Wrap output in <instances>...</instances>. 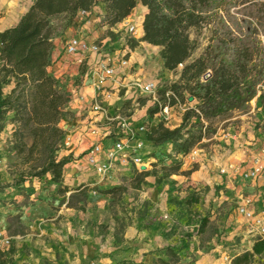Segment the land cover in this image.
Wrapping results in <instances>:
<instances>
[{"label":"rangeland","instance_id":"374dc122","mask_svg":"<svg viewBox=\"0 0 264 264\" xmlns=\"http://www.w3.org/2000/svg\"><path fill=\"white\" fill-rule=\"evenodd\" d=\"M31 1L33 0H0L1 28L12 26L18 19L19 13L28 8ZM242 7L236 8V11ZM236 11L231 10L230 15L241 19L242 16L237 14ZM139 16H141V13H134L130 22L133 24L139 23ZM258 21H253V28L254 32L257 33L258 40L263 45L264 38L260 33L262 29H259L261 22L259 23ZM49 26L52 40L50 59L62 58L64 41L80 26L89 35L91 32H98V41H102L104 38L111 39L108 34V28L103 23V5L101 4L91 10L88 23L77 25L73 19L56 17L49 20ZM187 34L192 48L185 64L197 59L211 43L213 36L212 25H204L199 29H189ZM114 35H117L118 38V41L115 43L117 45L116 50H124L126 56L129 55L127 53L128 49H130L129 41L137 42L139 40V38H133L127 34L124 28H121V31ZM138 46H140V43ZM141 50L142 53L150 57L151 60L149 62L154 65L152 70L145 66L144 71L148 68L145 73L152 75L151 79L157 83L158 96L161 97L163 92L167 91L178 80L181 69L176 68L171 72L161 70L159 65L160 48H152L143 44L141 45ZM1 66L2 63L0 62V68ZM260 66H257L254 72L261 75V79L260 77L254 78V81H258L256 86L257 93L251 101L246 103L240 110L229 112L225 117L215 118L211 122L202 121L204 127L210 125V131L208 136L192 149L197 150L193 160L188 161V159H184L186 156L174 158L173 146L163 145L156 147L155 150L147 151V155L153 158V161L148 165L150 167L149 171H152L153 163H156L157 177L161 176L160 167L163 165L168 166L171 162H180L181 167L187 164L185 167H188L189 170L195 165L198 166L200 162L207 165L210 163V156L214 151L219 154L221 153V149L226 150L229 148L225 146L224 140L234 135L237 137L235 139V150H237V147H246L249 145L247 143H250V151L246 152V155H248L246 163H239L240 166L244 165V169H249L252 165V159L256 156L260 157L264 163V151L260 154L261 149L264 148V72L259 73ZM207 73L210 74V72ZM14 87L15 84L11 80V82H8L2 88V92L4 94L8 93ZM57 89L61 93L65 91L63 87H58V85ZM19 92L22 93V98L18 102L13 103V107L16 110H7L6 108L0 110V232H3L4 236L10 239L8 246H3L0 243V264L35 263V258L31 256V250L25 245L24 240L19 238L23 237L27 231L24 222L41 223V220L51 219L55 215V211L63 208L71 210L73 218L77 217V212H80L87 218L83 222V233L91 235L92 231H94L93 228L97 227L99 229L98 232L102 233L104 237L112 238L110 243H113L114 246L118 241V233L122 229L121 224L120 229L117 230L116 228L118 219H122V213L124 211L131 212V215L139 218L149 210L146 204L149 202L148 200L143 203L138 202L139 200L147 199V196L143 197L140 194L141 187L139 189L132 188V179L135 177L134 173L136 170L131 167L132 169H130L129 174H124L122 180L119 182L113 179L110 180L109 178L99 183L96 180L98 179L97 176L91 177L89 173L85 182L73 186L65 185L62 177L59 181L55 182L50 173H42V164L46 157L44 153H41L40 156L35 154L32 157H28L27 155V149L31 144V135L29 128L24 125V119L28 112L27 98L31 92V86L28 83L16 86L14 97ZM184 96L187 97V94H184ZM181 104L189 108L197 106L195 100L190 102L187 100L186 103ZM151 108L153 107L151 106ZM176 112V117L182 118L183 113L180 111ZM62 113L63 116L58 126L65 129L64 127L67 125V122L72 120L73 114L65 109V107ZM147 115L146 111L145 116ZM142 119L143 117H141ZM258 141L260 143L255 147ZM60 144L61 142L55 145L52 156L57 161L62 159L69 162V158H62L63 150L60 148ZM253 147H255L257 152L255 149L252 150ZM230 151L232 153V148ZM83 169L87 170L88 168L83 167ZM221 169L225 168L221 166L215 171L218 172L219 177H226V174H220ZM241 173L240 176L238 175L237 179L239 180H236V183H240L241 187H243L246 183L242 184V182L249 180L243 179ZM179 176L181 175H172L153 187L154 192H152L153 196L155 195V200L161 201L167 207L166 211L160 216L161 218H159L161 219L159 221L162 222V230L165 231L168 237L169 245L167 247L179 249L176 250L177 259L167 257L164 252L162 254L157 253L158 255H162L158 258H162L168 264H195L199 256L198 253L193 250L188 251V248L191 246L188 243L190 241L188 239L186 241L187 247L183 248L182 246L184 245L181 243V238L184 239L192 230L194 232V228L197 227L201 218L209 217L212 219L210 221L211 225L208 226L200 238L194 241V243H198L197 247L201 252H206L207 249L212 248L211 239L213 237L220 239L221 236L231 239L230 244H228L230 246V248L228 247L230 250V254H228L229 259L233 254L235 255L245 250L248 240H244V237L245 232L250 230V224L241 221L240 217L236 215L237 206L235 202L237 201L231 197L233 196L234 189L223 190L220 188L221 184H219V181L221 180L215 176L213 177L214 179L212 178L214 185L209 184V186L202 184V182H199L197 185L186 184L181 181V177ZM258 189L261 190L262 187ZM191 195L193 197L196 196L199 203L192 204L189 208L176 207L172 203V200H185ZM135 202H137L138 206H143V210L138 208V206L128 208L130 203ZM236 220L238 221L237 223ZM224 221H226L225 225ZM44 222L49 223V221ZM64 231L66 230L64 229ZM32 232L37 233L35 230ZM250 235L252 234H248V236ZM218 239L215 241L216 244L223 241ZM248 239L252 242L257 240L258 237L253 236ZM101 243L104 244V240L101 239ZM192 247L197 248L193 245ZM35 257L36 259L38 258L37 255ZM251 264H264V255L260 258L256 257Z\"/></svg>","mask_w":264,"mask_h":264},{"label":"trees","instance_id":"16d2710c","mask_svg":"<svg viewBox=\"0 0 264 264\" xmlns=\"http://www.w3.org/2000/svg\"><path fill=\"white\" fill-rule=\"evenodd\" d=\"M99 4L103 5V23L107 28L127 19L138 4L145 7L142 34L137 42L129 41V48L132 50L139 43L160 48L163 69L169 72L182 65L178 80L168 90L181 103H186L189 97L195 100L197 106L194 109L198 113L188 109L179 126L169 129L160 122L150 125L145 134V140L153 148L172 145L174 158L186 156L208 136L210 125L204 127L202 121L225 117L251 101L257 93L258 81L254 78L261 79V75L254 73L257 66L261 65L260 74L264 72V44L258 40L253 28V21L259 20L264 38L263 0H34L15 26L0 31V110H16L13 103L22 98L21 92L14 97L16 86L25 83L31 86L24 119L31 135L27 155L44 153L42 173H50L55 182L61 179L62 168L67 163L62 159L55 160L52 152L63 138L58 123L69 98L58 91L56 81L48 72L52 48L49 20L56 17L73 19L77 11L91 12ZM240 6L243 7L236 11ZM231 10L241 15V19L230 15ZM210 24L213 29L211 43L197 59L185 64L192 48L187 31ZM108 34L115 40L116 35ZM207 72L210 76L203 81ZM11 80L15 87L4 94L2 88ZM157 111L156 107L149 108V119ZM155 168L156 163H153L152 171L137 172L132 179V188L139 189L149 175L159 184L172 175L188 177L197 170L195 165L188 171H180L181 163L171 162L160 167L161 176L157 177ZM172 203L176 207L189 208L199 200L191 195L185 200H172ZM207 224L208 218H201L194 234H202ZM176 250L179 249L167 247L164 253L177 259ZM263 255L264 241L258 239L252 244L251 252L236 256L231 264H251ZM157 264L168 262L159 260Z\"/></svg>","mask_w":264,"mask_h":264},{"label":"crops","instance_id":"0c3cea01","mask_svg":"<svg viewBox=\"0 0 264 264\" xmlns=\"http://www.w3.org/2000/svg\"><path fill=\"white\" fill-rule=\"evenodd\" d=\"M33 1L30 2L28 8L33 3ZM28 8L24 9L22 12L19 13L18 19L12 26H5L2 28L0 26V31L15 26L20 17L27 11ZM137 12L141 13V16H139V18H141L140 21L142 22L143 16L146 13V8L138 4L135 9L132 10L129 17L123 20L122 23L116 24L115 27L120 28L122 24L129 23L134 13ZM82 29L84 28L82 27ZM83 33L86 35L89 41L97 40L98 32H91L89 35L83 30ZM112 41L113 47L111 49L118 53V50H116L117 45H115L116 41H118L117 35L115 40ZM143 44L145 43H140V46H137L132 50L128 49L127 51V53L129 54L127 55V58L130 59L131 63L130 72L132 73V76H140L143 81H153L151 79L152 75L145 73L148 68L152 70V68H154V65L149 62L151 60L150 57L142 53L141 45ZM121 52L124 53V50H121ZM64 59L67 58L63 54L61 59L51 60L57 61L56 64L60 66L63 65ZM159 65L161 70L166 71L165 69H163L162 60L160 58ZM145 66L148 67L146 68V71H144ZM122 105L124 109L128 106L126 102H123L121 100H112V109L116 110ZM85 106H87V102L83 103L82 105L73 103L69 106V108H66L73 114L72 120L67 122L66 127L69 131L72 132L73 139L75 141V145L73 146V148H71L70 150H63V154L61 155L63 156L62 158H69V162L67 161L61 171V176L64 179L65 185L67 186H73L75 184L85 182L86 178H88V173L91 175V177H96L92 170L87 167L84 160V151L89 145L91 139L90 136L87 134L88 127L86 126L87 123L83 112V108ZM143 116L144 112L142 110L137 111L133 117L135 121L134 125L142 121L141 117ZM180 122V118L178 119L177 117H175L171 121L169 128L173 129L179 126ZM99 126H101L100 128H103L105 125L101 124ZM235 139H237V137H235L234 135L232 137L229 136L227 140H224L225 146L229 148L226 149L225 147L226 150L221 149V153L219 154L214 151L213 154L210 156L211 161L209 164L205 165L200 162L197 166V170L193 172L190 176L179 177H181V181L185 182L186 184L197 185L199 182H202V184H206L207 186H209V184L214 185V176L220 178V188H222L223 190H228L231 188L234 189V192L232 193L233 196L231 197L232 199L237 201L235 202L236 206L239 205L240 199L244 197L254 201L252 209L255 211V213H257V211H260L264 208V202L260 200V192L262 189H264V171L261 173L259 178L254 181H243L242 184L246 183L243 187H241L240 183H236V180H239L237 178L240 176V173L246 171V169L243 168L244 165L240 166L239 163H246V159L248 158L246 152L250 151V143H247L249 144L248 146L243 147L244 150L241 147H237V150H235ZM104 143L105 146L108 145L107 141H104ZM259 143V141L256 142L255 147H257ZM255 147H253L252 150L255 149ZM231 148L232 153L230 151ZM151 150H155V148L148 145L143 151V160L146 166H144V170L142 171H149L150 169L148 165L153 161V158L147 155V151ZM262 151H264V148L261 149L260 154L262 153ZM184 159H186V157H184ZM185 166H187V164H184L181 167L180 171H188V167ZM221 166L225 169L229 168L226 171V177H219L218 172L215 171ZM83 167H87L88 169L85 170L83 169ZM230 167H235L237 171L232 172ZM130 169H132L131 166L116 167L110 174L109 178L110 180L113 179L116 180V182H119L122 180V176L124 174H129ZM136 173L137 171L134 173V175H136ZM96 180L97 182L102 183V180ZM155 186V177L149 175L144 179V184L140 186V194L143 197L147 196V199H142L138 202L143 203L144 201L148 200L149 202H147L146 204L147 209L149 210H147V212L139 218H136L134 215H131V212L124 211L122 213V219L119 218L118 223H116L117 230L120 229V224L122 229L121 232L118 233V241L117 243H115L114 246L113 243H110L112 238L104 237L102 233L98 232L99 229L97 227L93 228L94 231H92L91 235L83 233V222H85L87 218L83 216L80 212H77V217L73 218L71 210L63 208L59 209L58 211H55V215H53L51 219L41 220V223H28V221H25L24 224L26 226L27 231L25 232L23 237L19 238L23 239L25 245H27V247L31 250V256L35 258V263L32 264H157L159 260H163L162 258H158L162 256L158 254H162L164 252L163 249L167 248V246L169 245V241L167 240L168 237L166 236L165 231L162 230V222L159 221L161 220L159 219L161 218L160 216L164 211H166L167 207L164 206L161 201L155 200V195L153 196V187ZM259 187H262V189L259 190ZM132 206H138L137 202L130 203L128 205V208H132ZM138 208H141L143 210V206H138ZM239 219L243 221V219ZM75 220L77 221L75 222ZM211 220V217H209L208 224L205 227L204 232L208 228V226L211 225ZM44 221H49V223H52L49 224ZM237 222L238 221L236 220V223ZM225 224L226 221H224V225ZM64 229L66 231H64ZM33 230H35L37 233H33ZM203 233L195 235L192 230L190 233L191 236L189 238H181V243L184 245L183 247H187L186 241L187 239L190 240L188 243L191 246L188 248V251L193 250L199 255L195 264H224V260L229 259L228 254H230V246H228V244H230L231 239L229 237L223 236H221L220 239H218L217 237H213L211 239L212 248L207 249L206 252H201V250L197 247L198 243H194V241L195 239L200 238ZM248 234H250L249 231L245 232L244 240L247 239L249 241L248 238L253 237V235L248 236ZM101 239L104 240V244L101 243ZM217 239L223 241L219 244H216L215 241H217ZM248 241L245 246V250L240 251L235 255L233 254L232 257H230L229 259L230 261H232L236 256L244 252H251L252 244L256 240L252 242ZM22 244L24 245V243ZM192 245L196 246L197 248H193ZM185 250L187 251V249ZM32 253L34 254L32 255ZM36 255L38 256L37 259L35 257Z\"/></svg>","mask_w":264,"mask_h":264},{"label":"built area","instance_id":"2783aa9c","mask_svg":"<svg viewBox=\"0 0 264 264\" xmlns=\"http://www.w3.org/2000/svg\"><path fill=\"white\" fill-rule=\"evenodd\" d=\"M90 14L89 11L79 10L73 21L77 25L88 23ZM140 24L141 21L137 24L129 22L120 28L113 26L107 30L117 34L124 28L133 38H140ZM112 42L109 38L89 41L81 26L64 41L62 52L67 59H64L63 65L58 66L57 61L50 59L48 67L49 74L58 87L64 88L69 98L65 109L73 103L82 105L87 102L83 112L87 134L91 139L84 151V160L87 167L102 181L108 179L116 167L131 166L137 172L142 171L141 168L146 166L143 151L150 145L145 140L150 125L162 122L169 128L172 119L176 117V111L184 113L193 109L198 113L196 109L182 105L179 98L169 90L163 92V98L159 97L156 82L143 81L138 75L132 76L130 59L119 50L118 53L113 51ZM177 68L181 69L182 65ZM112 100H121L128 106L125 109L123 105L116 110L112 109ZM151 106L158 111L149 119L145 112ZM141 110L144 112L143 119L134 125V114ZM101 124L105 126L100 128ZM64 128L60 126L64 133L60 148L70 150L75 141L72 132L66 126ZM104 141L108 142L107 146ZM196 153L195 149L190 151L186 159L193 160ZM227 169H221L220 174H226ZM230 169L232 172L237 171L235 167ZM263 171L264 163L256 156L249 169L241 174L243 179L254 181ZM260 200L264 202V189L260 192ZM253 205L254 201L242 197L236 215L250 224V234L264 241V208L255 213ZM0 243L3 246L10 243V239L1 232ZM224 263L230 264V260L225 259Z\"/></svg>","mask_w":264,"mask_h":264},{"label":"water","instance_id":"95a60500","mask_svg":"<svg viewBox=\"0 0 264 264\" xmlns=\"http://www.w3.org/2000/svg\"><path fill=\"white\" fill-rule=\"evenodd\" d=\"M209 76H210L209 73H206V74L203 76L202 80H203V81H206V80L209 78ZM192 100H193V99H192L191 97L188 98V101H189V102L192 101ZM141 170H144V168L142 167Z\"/></svg>","mask_w":264,"mask_h":264},{"label":"bare ground","instance_id":"6f19581e","mask_svg":"<svg viewBox=\"0 0 264 264\" xmlns=\"http://www.w3.org/2000/svg\"><path fill=\"white\" fill-rule=\"evenodd\" d=\"M141 19V18H140Z\"/></svg>","mask_w":264,"mask_h":264}]
</instances>
